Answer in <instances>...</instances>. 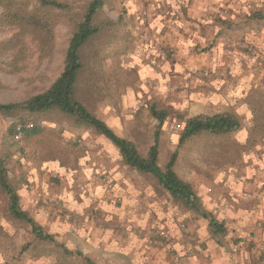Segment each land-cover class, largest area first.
<instances>
[{
  "label": "rangeland",
  "instance_id": "obj_1",
  "mask_svg": "<svg viewBox=\"0 0 264 264\" xmlns=\"http://www.w3.org/2000/svg\"><path fill=\"white\" fill-rule=\"evenodd\" d=\"M57 1L63 8L44 5L42 0L0 7V105L23 103L45 92L63 72L70 40L90 0ZM183 4H264V0H106L95 21L99 34L81 50L76 99L117 136L134 143L144 158L158 135L162 170L177 152L175 172L198 196L196 207L168 195L152 175L132 170L108 139L59 110L0 111V155L21 208H30L33 213L26 212L54 238H37L29 224L14 218L0 189V264H86V257L96 264H186L190 258L205 264L204 259L218 251V238L213 246L200 240L183 218H174L170 227L154 213L151 200L145 212L144 198H128L124 184L109 174L110 166L120 162L118 168L127 166L142 177L179 217L193 220L204 218L212 206L218 210L219 201L233 203L239 178H264V51L252 49L254 72L241 78L246 60L241 52L249 51L245 47L223 56L222 51H213L218 40L193 45L184 34L160 35L168 26L163 19L184 21ZM152 18H161L159 29L141 24ZM39 19L49 32L36 26ZM175 40L177 45H172ZM226 43L233 40L227 38ZM192 46L189 55L186 49ZM223 66L238 68L239 77L252 85L232 93L235 79L225 76L231 92L222 89L226 94L221 97L217 85ZM152 107L168 113L164 124L152 116ZM216 114L236 117L240 129L224 136L202 133L179 146L187 119ZM19 125L32 128L17 139ZM95 156L103 157L98 172L91 164ZM172 230L185 237L184 244L179 245ZM190 242L187 252L184 248Z\"/></svg>",
  "mask_w": 264,
  "mask_h": 264
},
{
  "label": "crops",
  "instance_id": "obj_2",
  "mask_svg": "<svg viewBox=\"0 0 264 264\" xmlns=\"http://www.w3.org/2000/svg\"><path fill=\"white\" fill-rule=\"evenodd\" d=\"M161 5L164 6V4ZM183 5L186 11L184 21L173 20L171 22L170 20L167 22L166 19H163V22L161 18H152L143 20L141 24L156 25V29H159V24L162 21V23L168 26H166L167 30H165V34L160 33V35H167L168 37L172 33L174 35L184 34L189 38L190 44L218 40L217 48H214L213 51L215 53L222 51L223 56H232L237 50L245 47L249 51L245 50L244 52L242 50L241 52L246 59L243 62L244 69L242 70V76L245 74L252 76L254 72L252 69L254 62L251 57L252 49L264 51V4ZM142 31V33L145 32V27L142 28ZM227 38H231L233 43H226ZM177 43V40L171 41L172 45H177ZM192 49H195V47L193 48L192 46V48L186 49L189 55ZM207 52V55L213 56L212 51ZM168 62L167 60L161 61L162 64H168ZM226 65L228 66V64ZM231 65L232 63H230ZM247 65L248 67L245 68ZM227 66L219 69L224 70L221 75V81L217 85L221 97L226 94L221 92L222 89H226L227 92L230 91V84L224 81V78L230 75L236 82L232 84V93H234L233 90H238V88L245 91L246 88L252 85L251 81L241 79L245 78L246 75L244 77L241 76V78L239 77L240 71L238 68L233 67L229 69ZM225 67L227 68L225 69ZM83 160L86 161L85 163L89 162L87 157L83 158ZM102 163L103 157L96 158L95 156L91 160V164L95 165L94 170L96 172L100 171ZM118 164L120 165L121 163L118 162L110 166L109 174L111 180L113 179L114 182L116 181L120 185L124 184L125 193L123 191V194L128 198L138 201L144 198V205L142 206H145V212L148 211L146 203L150 204L153 202L154 213L159 215L160 219L163 217V220L170 227H173L176 222L174 218H183L200 240H208L210 243H213L211 245L213 246L215 240L219 239L221 244L218 246V251L214 254L210 253L211 256L209 255L208 259H204L205 264H264V178L251 175L239 178L237 180V193L234 194L233 203L219 201L221 206L218 210L217 208H213V206L210 208L209 205V214H205L204 218L193 220L190 216H186L185 218L179 217L176 210L173 211V207L168 204V201H164L161 198L155 188H150L142 177H138L131 173L130 170H127V166H124L125 169L123 167L118 168ZM167 194L169 195L168 192ZM28 209L33 213L30 208ZM25 210L29 212L27 209ZM180 216H183V214H180ZM208 218H210V222L214 221L220 226V231L216 232V230L211 228L210 222L207 220ZM221 225H224V227L222 228ZM210 228L214 232L212 235ZM172 232H176L175 235L179 245L185 243V237H182L179 231L172 230ZM223 233H225V236H221ZM186 245L184 249L187 252L191 251V242L186 243ZM186 264H198V262L196 258H190Z\"/></svg>",
  "mask_w": 264,
  "mask_h": 264
},
{
  "label": "trees",
  "instance_id": "obj_3",
  "mask_svg": "<svg viewBox=\"0 0 264 264\" xmlns=\"http://www.w3.org/2000/svg\"><path fill=\"white\" fill-rule=\"evenodd\" d=\"M9 1V2H8ZM20 0H0V7L3 4H19ZM106 0H90V3L83 15L82 22L78 25L73 34L69 47L66 51L64 69L60 76L52 83L45 92L31 97L23 103H11L0 105L3 113L25 111L31 114L44 113L52 110L73 117L77 122L92 127L97 133L108 139L119 151L124 163L132 170L141 174H150L158 180L159 185L173 197L181 198L191 208L196 207L197 195L190 184L184 182L175 172V165L178 153L175 152L165 169L159 167V136L156 135L155 143L149 150L147 158L140 155L138 149L131 141L117 136L113 130L98 117L91 114L88 109L76 99V87L78 77L83 69L81 50L88 42L100 32L95 21L103 12ZM42 4L63 8L57 0H42ZM36 26L42 32H49L47 24L38 20ZM152 116L157 119L160 125L164 124L168 117L165 111H158L156 107L151 108ZM184 131L181 135L179 146L202 133H209L216 136L228 135L240 129L239 120L229 114H216L213 116L199 115L185 121ZM0 189L8 197L9 213L16 219L23 220L32 228V233L42 240L54 241L53 236L43 232L34 219L20 205V196L9 179L8 170L0 155ZM212 229L220 231V226L210 222ZM86 264H96L91 258H85Z\"/></svg>",
  "mask_w": 264,
  "mask_h": 264
},
{
  "label": "built area",
  "instance_id": "obj_4",
  "mask_svg": "<svg viewBox=\"0 0 264 264\" xmlns=\"http://www.w3.org/2000/svg\"><path fill=\"white\" fill-rule=\"evenodd\" d=\"M32 126L31 125H19L17 128H16V138L17 139H20L23 135V132L26 130V129H31Z\"/></svg>",
  "mask_w": 264,
  "mask_h": 264
}]
</instances>
